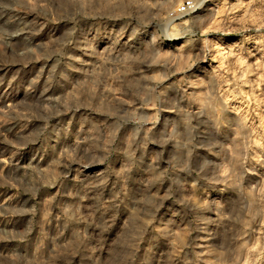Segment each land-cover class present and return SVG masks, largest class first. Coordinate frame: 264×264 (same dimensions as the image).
Wrapping results in <instances>:
<instances>
[{"label":"rangeland","instance_id":"1","mask_svg":"<svg viewBox=\"0 0 264 264\" xmlns=\"http://www.w3.org/2000/svg\"><path fill=\"white\" fill-rule=\"evenodd\" d=\"M0 0V264H264V0Z\"/></svg>","mask_w":264,"mask_h":264},{"label":"built area","instance_id":"2","mask_svg":"<svg viewBox=\"0 0 264 264\" xmlns=\"http://www.w3.org/2000/svg\"><path fill=\"white\" fill-rule=\"evenodd\" d=\"M191 6H192V2L190 0H185V1L181 2L180 6H179V10L185 11V10L189 9Z\"/></svg>","mask_w":264,"mask_h":264}]
</instances>
